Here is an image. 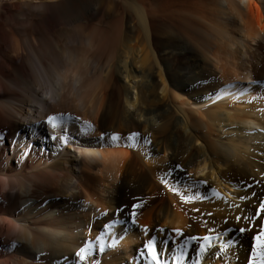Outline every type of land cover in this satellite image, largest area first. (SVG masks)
I'll return each mask as SVG.
<instances>
[{
	"label": "bare ground",
	"instance_id": "1",
	"mask_svg": "<svg viewBox=\"0 0 264 264\" xmlns=\"http://www.w3.org/2000/svg\"><path fill=\"white\" fill-rule=\"evenodd\" d=\"M160 1L61 54L0 31V264H264V0Z\"/></svg>",
	"mask_w": 264,
	"mask_h": 264
},
{
	"label": "rangeland",
	"instance_id": "2",
	"mask_svg": "<svg viewBox=\"0 0 264 264\" xmlns=\"http://www.w3.org/2000/svg\"><path fill=\"white\" fill-rule=\"evenodd\" d=\"M137 1L135 0H0V28H1L0 31L6 30L5 32H9L11 35L13 34L12 36L14 37V39L17 40V42H19V46L20 48L22 47L21 49L23 51L31 50V49L34 50V48L40 47L43 44H44L43 46H45V44L48 43V46L51 51L55 50L54 52H58V54H61L68 47L71 48L72 46H75L76 45L74 43L75 41H81V38L77 36L75 38L72 37V33H74L76 30L78 29H79L78 31L81 30L82 32L81 31L80 32L83 33L82 35L85 36L88 35V33L90 34V32L93 30L95 26L104 25L103 27H106L108 26L109 21L114 22L118 18L120 19V16L125 19V20L123 19L124 24H127V26L124 25L125 26L124 29L127 30L129 27L132 28L136 27V29H134L135 30L134 33L136 35L138 30L140 32L138 26L139 19H137V16L140 15L141 12H145V13L147 12L149 13L150 16L154 15V19H155L154 21L156 22L162 23V21H164L162 19L166 18L164 21L166 23L163 22L164 24L168 23L174 25L176 23L177 24V25L175 24L176 27L182 26L183 23L180 21L179 17H177V14H174V12L177 13L176 10L177 8H175L174 5H173L174 8H172L171 5V8L169 9L164 4H162L160 0H153V1L139 0V2L142 1L140 3L143 2H145V4L147 3V5L143 4L142 7L141 5L138 4ZM154 1L157 3L155 4ZM168 1H172V0H168ZM135 2L137 3L135 4ZM42 4H44L45 9L49 10L50 14L54 18V24L53 27L51 28L52 31L48 35L46 33L47 31L46 11L45 10L40 11L36 9L38 6ZM151 5L152 7H150ZM95 7L97 8L100 14L92 19L90 18L86 19L90 10ZM146 9L148 10L146 11ZM173 9L176 11H171ZM149 11H151L153 14H150ZM158 11L159 13H156ZM162 11H164L165 13H160ZM119 13L122 14L119 15ZM114 18L117 19L114 20ZM58 21L59 23H57ZM178 21L179 23H177ZM180 22L182 23L181 25ZM127 31L129 33L130 30ZM140 35H142V33L139 34L141 40L142 36ZM137 39L139 40V38ZM122 41L125 42L122 43L118 48V53H117L118 56L126 49L125 47H128L129 45V43H127L126 40H122ZM71 42H73V44H71ZM34 65H35L34 63L30 64L29 68L31 70V76L33 77V79L34 78L35 80L38 79L36 83V85L38 86L35 87V91H37V93H39L40 96L45 97L44 94L48 88L45 72L38 69Z\"/></svg>",
	"mask_w": 264,
	"mask_h": 264
}]
</instances>
